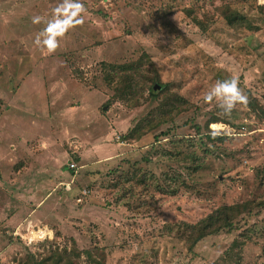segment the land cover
Returning <instances> with one entry per match:
<instances>
[{
    "label": "rangeland",
    "instance_id": "1",
    "mask_svg": "<svg viewBox=\"0 0 264 264\" xmlns=\"http://www.w3.org/2000/svg\"><path fill=\"white\" fill-rule=\"evenodd\" d=\"M81 2L84 24L45 55L34 38L61 0H0V264H23L28 252L39 259L73 240L74 264H264V120L248 104L224 116L203 100L216 81L236 74L248 99L264 105L261 4ZM225 2L252 28L236 31L212 16ZM188 7L210 12L207 31L192 23ZM35 16L43 21L33 24ZM142 52L160 75L155 84L192 105L173 123L125 141L121 134L156 101H111L102 67ZM213 114L225 119L208 125L219 124L222 141L207 138L204 122ZM171 187L174 195L163 193ZM244 201L252 206L230 229L192 250L167 228Z\"/></svg>",
    "mask_w": 264,
    "mask_h": 264
},
{
    "label": "trees",
    "instance_id": "2",
    "mask_svg": "<svg viewBox=\"0 0 264 264\" xmlns=\"http://www.w3.org/2000/svg\"><path fill=\"white\" fill-rule=\"evenodd\" d=\"M252 1L255 2L256 0ZM256 10L264 19V5H256ZM186 14L192 23L203 32L207 31L212 22L208 11H196L194 7H188ZM215 14L220 16L225 24L233 30L240 31L241 29L252 28L253 23L245 15L234 9L229 2L215 6L212 16ZM102 70L106 84L113 91L111 101H127L131 102L133 106L140 105L141 101L147 98H152L156 101V104L138 119L132 127L121 134L122 140H140L143 136L150 134L160 126L169 122L173 123L176 117L191 108L192 104L187 98L170 90L165 84L161 89H153L155 82L162 83L155 65L145 52H142L134 60L121 63H103ZM145 92H147V95H145ZM247 104L258 117L264 120V105L251 96ZM218 122L225 123V119L214 114L204 122L207 138L212 141L225 139V136H213L210 133V129H208L210 123ZM195 127L199 128L198 125ZM154 138L158 139V135H154ZM169 189L171 190L163 191V193L174 195L177 192L175 187ZM252 203V201H244L233 205L222 204L194 224L181 221L171 224L167 228L171 231V234L185 240L189 250H192V247L204 237L222 229H230L238 213L245 208L249 210ZM76 252L77 247L73 240L69 249L63 247L62 249L50 250L39 259L33 253L28 252L25 255L23 264H74L73 260Z\"/></svg>",
    "mask_w": 264,
    "mask_h": 264
},
{
    "label": "clouds",
    "instance_id": "3",
    "mask_svg": "<svg viewBox=\"0 0 264 264\" xmlns=\"http://www.w3.org/2000/svg\"><path fill=\"white\" fill-rule=\"evenodd\" d=\"M258 3L264 5V0H258ZM85 12L86 8L81 0H61V3L52 9L51 19L46 22V27L36 34L35 46L41 50L42 54H54L66 34L84 24ZM42 21L43 18L40 16L32 18L33 24H40ZM203 100L205 103L215 101L220 113L230 116L238 105H247L248 96L240 86L239 76L233 74L228 79L216 81L204 94ZM210 133L213 136L219 134L214 126H210Z\"/></svg>",
    "mask_w": 264,
    "mask_h": 264
},
{
    "label": "built area",
    "instance_id": "4",
    "mask_svg": "<svg viewBox=\"0 0 264 264\" xmlns=\"http://www.w3.org/2000/svg\"><path fill=\"white\" fill-rule=\"evenodd\" d=\"M69 168L72 169V170H76V169L78 168V166H77L76 163L71 162V163L69 164ZM81 194H82V195H86V194H87V190H86V189L81 190ZM77 200L80 201V198H78Z\"/></svg>",
    "mask_w": 264,
    "mask_h": 264
},
{
    "label": "crops",
    "instance_id": "5",
    "mask_svg": "<svg viewBox=\"0 0 264 264\" xmlns=\"http://www.w3.org/2000/svg\"><path fill=\"white\" fill-rule=\"evenodd\" d=\"M18 172H19V170H18ZM19 173H21V172H19ZM49 193H50V191H48L46 195H48ZM45 197H46V196H45ZM45 197H44V198H45ZM44 198H42V199H44ZM42 199H41V201H42ZM41 201L38 200L36 204H39ZM28 203H29V202H28ZM25 210H26V211H25L24 213H26L27 210H28V206H26V205H25ZM10 217H12V216H10ZM10 217H9V218H10Z\"/></svg>",
    "mask_w": 264,
    "mask_h": 264
},
{
    "label": "water",
    "instance_id": "6",
    "mask_svg": "<svg viewBox=\"0 0 264 264\" xmlns=\"http://www.w3.org/2000/svg\"><path fill=\"white\" fill-rule=\"evenodd\" d=\"M153 89H160V87L157 84H154Z\"/></svg>",
    "mask_w": 264,
    "mask_h": 264
},
{
    "label": "bare ground",
    "instance_id": "7",
    "mask_svg": "<svg viewBox=\"0 0 264 264\" xmlns=\"http://www.w3.org/2000/svg\"><path fill=\"white\" fill-rule=\"evenodd\" d=\"M213 126H214V127H218V126H219V124H213Z\"/></svg>",
    "mask_w": 264,
    "mask_h": 264
}]
</instances>
